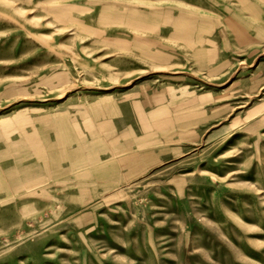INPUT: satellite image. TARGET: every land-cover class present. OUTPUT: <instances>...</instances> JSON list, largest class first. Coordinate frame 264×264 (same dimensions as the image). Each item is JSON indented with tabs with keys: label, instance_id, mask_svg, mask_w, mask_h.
<instances>
[{
	"label": "rangeland",
	"instance_id": "1",
	"mask_svg": "<svg viewBox=\"0 0 264 264\" xmlns=\"http://www.w3.org/2000/svg\"><path fill=\"white\" fill-rule=\"evenodd\" d=\"M0 264H264V0H0Z\"/></svg>",
	"mask_w": 264,
	"mask_h": 264
}]
</instances>
